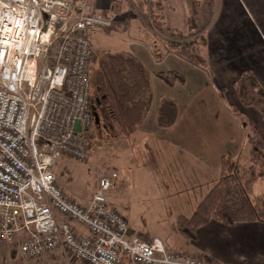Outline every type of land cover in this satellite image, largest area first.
Instances as JSON below:
<instances>
[{
	"label": "built area",
	"instance_id": "1",
	"mask_svg": "<svg viewBox=\"0 0 264 264\" xmlns=\"http://www.w3.org/2000/svg\"><path fill=\"white\" fill-rule=\"evenodd\" d=\"M112 25L89 0H0V247L28 260L63 247L87 264H206L129 234L107 199L116 173L101 177L88 205L57 184L60 160L88 158L90 37Z\"/></svg>",
	"mask_w": 264,
	"mask_h": 264
},
{
	"label": "crops",
	"instance_id": "2",
	"mask_svg": "<svg viewBox=\"0 0 264 264\" xmlns=\"http://www.w3.org/2000/svg\"><path fill=\"white\" fill-rule=\"evenodd\" d=\"M89 2L103 15L111 12L113 17L104 16L112 20L113 25L127 21L121 19L125 11L123 7L119 10L116 0ZM163 16L166 26L185 35L200 29L201 17H208L202 22L206 44L200 50L206 67L193 66L175 54L156 58L155 53L162 49L155 32L146 28L137 16H129L127 29L123 31L128 50L123 52L136 57L148 70L153 102L137 130L128 138L118 139V142H125L127 165L118 158L112 166L118 168H113L117 174L124 168V171L134 169L149 176L160 186V189L153 187L158 190L159 200L186 197L189 205L176 203L178 214L172 223V239L171 235L159 236L136 227L119 210L122 202L117 200L113 190L108 194V203L128 220L131 234L144 240L161 237L169 251L196 257L206 255L220 264H264V223L230 227L212 221L198 229L193 240L173 231L176 219L191 216L218 182L222 158L236 160L248 156L250 128L255 127L264 138V116L254 107L243 105L236 90L244 75L255 79L264 90V0H168ZM132 23L137 28L135 34L128 30ZM117 34L113 33L111 38L119 41ZM169 71L184 75L186 83L170 87L156 76ZM164 100L173 101L178 108L177 121L170 128L158 125V109ZM68 160H60L55 169L60 165L59 168L62 166L61 170L70 176L60 183L61 189L79 204L88 205L95 190L89 197H82L73 190ZM71 225L77 233H87L85 227L75 222ZM0 264L84 263L69 255L63 247L24 262L11 247L3 246L0 247Z\"/></svg>",
	"mask_w": 264,
	"mask_h": 264
},
{
	"label": "trees",
	"instance_id": "3",
	"mask_svg": "<svg viewBox=\"0 0 264 264\" xmlns=\"http://www.w3.org/2000/svg\"><path fill=\"white\" fill-rule=\"evenodd\" d=\"M166 1L168 0H116V4L119 10L127 4L132 14L140 17L142 24L155 32L162 49L155 53L156 58L175 54L193 66L205 68L206 59L200 53L206 44L205 39L202 35L194 38L166 26L163 16ZM97 64V69L93 71L92 65L90 71L94 126L100 123L103 130L115 139L128 138L151 110V76L136 57L125 52L104 53ZM156 76L170 87L186 83L184 75L175 71L159 72ZM236 90L243 105L254 107L264 116V90L255 79L242 76ZM177 118V105L173 101L164 100L158 109V125L170 128ZM248 145L249 154L244 159L222 158L218 182L191 216H179L176 219L174 232L193 240L197 230L212 221L230 227L264 223V201L253 194L254 182L257 179L264 181V138L255 127L250 128ZM245 160L249 163L247 167L243 163ZM200 257L206 264H220L206 255Z\"/></svg>",
	"mask_w": 264,
	"mask_h": 264
},
{
	"label": "rangeland",
	"instance_id": "4",
	"mask_svg": "<svg viewBox=\"0 0 264 264\" xmlns=\"http://www.w3.org/2000/svg\"><path fill=\"white\" fill-rule=\"evenodd\" d=\"M122 7L123 11H125V16L123 15L121 19H126L127 21L119 24L114 23V25H112L113 28L103 29L94 32L91 35L93 50L95 52V57L92 58L91 64V66L93 65V71L97 69L98 60L104 53L115 54L123 51L127 52L128 50V42L125 37L126 34H124L123 31L127 29V24L130 18L129 16L133 14L129 10L127 4H124ZM107 14L112 16L111 12L104 13V15ZM126 14L128 17H126ZM201 18L204 22L208 20V17ZM202 22L200 21L199 24L200 29L191 34L194 38L203 34L204 30ZM111 30L114 34L118 33L117 35L120 37L118 39L119 41L111 38L113 36ZM128 30H130V34L137 33V28L133 23ZM123 38L124 41H122ZM97 123H99V120H97ZM107 133V131L103 130L100 123L98 126L95 125L88 136V158L85 163L68 160L71 165L69 168L70 175H72V181L70 182L71 186L73 190L82 197H89L92 194V190L97 189L99 180L104 175L108 173L117 174L115 170H118V168L112 166V163L114 164L118 162V158L127 165L125 142H123V140H121L122 142H118V139H115L113 135ZM138 162L141 161L138 159ZM243 163L246 167L249 165L247 160ZM59 166L56 170V175L57 184L61 188L60 183L68 180L70 176L61 170L62 166L60 168ZM113 168H115V170ZM126 170L127 171H124V168H120V172L117 174L119 177L117 176L114 181V186L110 190L111 192L113 190L114 196H117V200L122 202L121 206L123 208L121 207L119 210L127 216L129 218L128 220L133 222L136 227L138 226L140 230L156 233L159 236L171 235L170 237L174 239L172 223L178 214V208H176L178 204L176 203L183 202L186 206L189 205V199L186 197H177L170 200H159V197L156 194V191L158 190H154L153 187L160 189V186H158L153 180H150L149 176L142 175L141 172H136L134 169ZM161 186L165 185L161 184ZM162 190L164 191V189ZM253 194L258 198H262L264 201V181L257 179L254 182ZM165 201L167 204H165ZM169 202L172 203L169 204ZM23 261L31 260L23 259Z\"/></svg>",
	"mask_w": 264,
	"mask_h": 264
},
{
	"label": "water",
	"instance_id": "5",
	"mask_svg": "<svg viewBox=\"0 0 264 264\" xmlns=\"http://www.w3.org/2000/svg\"><path fill=\"white\" fill-rule=\"evenodd\" d=\"M77 130L79 131L80 129L77 127ZM129 234H131L130 231H129Z\"/></svg>",
	"mask_w": 264,
	"mask_h": 264
}]
</instances>
